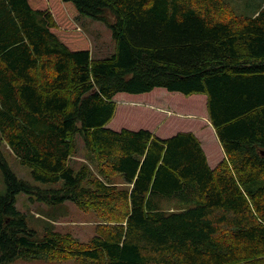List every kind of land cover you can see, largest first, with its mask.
<instances>
[{
    "label": "trees",
    "instance_id": "1",
    "mask_svg": "<svg viewBox=\"0 0 264 264\" xmlns=\"http://www.w3.org/2000/svg\"><path fill=\"white\" fill-rule=\"evenodd\" d=\"M232 11L226 0H0V134L34 180L62 182L19 178L0 140V264H264V5ZM78 14L111 26L110 56H92ZM156 88L206 95L225 152L216 167L192 131L107 125L118 93ZM79 135L96 173L73 165ZM20 192L104 220L87 243L39 235Z\"/></svg>",
    "mask_w": 264,
    "mask_h": 264
},
{
    "label": "rangeland",
    "instance_id": "2",
    "mask_svg": "<svg viewBox=\"0 0 264 264\" xmlns=\"http://www.w3.org/2000/svg\"><path fill=\"white\" fill-rule=\"evenodd\" d=\"M233 14H243L244 9L240 1L226 0ZM75 25L88 37L91 45L92 56L103 58L110 56L115 50V41L112 28L105 21L95 19L86 14L73 17ZM127 94V95H126ZM129 96V97H126ZM133 97V98H132ZM118 105L116 116L107 125L115 128L114 120H118L120 127L134 129L149 128L161 136H169L179 131H192L200 135L206 142L202 132L210 125L207 111V101L204 94L186 96L180 92H170L164 88H156L151 92L141 94L119 93L114 97ZM207 132V131H206ZM205 132V133H206ZM1 152L9 162L19 178L41 188H58L62 182L43 183L33 179L31 168L24 165L0 134ZM77 154L72 157L73 165L79 168L89 165L96 173L95 163L87 152L83 138L77 137ZM220 157V155H219ZM215 157V161L219 159ZM221 158V157H220ZM122 185V184H121ZM6 192V184L0 170V193ZM18 209L25 213L27 222L39 235L44 233L46 227L53 229L60 238L72 239L87 243L95 234L96 224L104 219L99 217L93 209L83 210L71 201L59 205H49L37 199L34 194L20 192L16 195ZM165 208L174 207V202L164 201ZM6 264H84L75 259H64L59 255H44L40 258H17Z\"/></svg>",
    "mask_w": 264,
    "mask_h": 264
},
{
    "label": "crops",
    "instance_id": "3",
    "mask_svg": "<svg viewBox=\"0 0 264 264\" xmlns=\"http://www.w3.org/2000/svg\"><path fill=\"white\" fill-rule=\"evenodd\" d=\"M229 1L232 2V0H229ZM238 1H240L239 3H242V5H243V9H244L243 13H247V14H250V13H252L254 15L257 14L258 9L262 5H264V0H237V3H238ZM126 97H129V96H126ZM129 98H131V97H129ZM117 109H118V105L116 107V113H117ZM115 116H116V114H115ZM113 118H112V120H113ZM209 124L210 125H207L206 129H205L207 132L206 131L202 132L203 133L202 135L204 137H206V142H204L202 140L200 135H198V134H195V135H197V137H199V139L201 140L202 147H203L204 151L206 152L209 165L214 168L225 157V152H224L222 145H221V143L217 137L215 128L213 127L211 121L209 122ZM113 125L115 128H112V127H110V128L115 129V130H120L122 128H129V129L137 130V129L126 127V126H124V127L118 126V125H120V123L116 119L114 120ZM142 128H145V127H142ZM138 129H140V128H138ZM146 129H149V128H146ZM149 130H151V129H149ZM153 133H155V132H153ZM176 133H174V134H176ZM155 134L159 137H162V138H166V137L174 135V134H171L169 136H161V135H158L157 133H155ZM219 155L221 158L219 157ZM215 157H219V159L215 161Z\"/></svg>",
    "mask_w": 264,
    "mask_h": 264
},
{
    "label": "water",
    "instance_id": "4",
    "mask_svg": "<svg viewBox=\"0 0 264 264\" xmlns=\"http://www.w3.org/2000/svg\"><path fill=\"white\" fill-rule=\"evenodd\" d=\"M264 154V152H262Z\"/></svg>",
    "mask_w": 264,
    "mask_h": 264
}]
</instances>
